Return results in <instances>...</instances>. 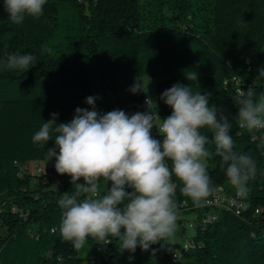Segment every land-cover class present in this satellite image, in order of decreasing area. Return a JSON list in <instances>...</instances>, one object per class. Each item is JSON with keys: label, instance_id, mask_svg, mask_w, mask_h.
Returning a JSON list of instances; mask_svg holds the SVG:
<instances>
[{"label": "trees", "instance_id": "1", "mask_svg": "<svg viewBox=\"0 0 264 264\" xmlns=\"http://www.w3.org/2000/svg\"><path fill=\"white\" fill-rule=\"evenodd\" d=\"M5 50L33 54L37 61L26 72L0 64V264H113L116 240L103 245L89 238L76 250L62 239L58 200L73 191L71 178L57 174L54 158H45L54 140L41 148L32 137L52 113L58 124L70 122L77 107H90L89 96L97 98L102 114L146 111L150 97L166 118L172 110L160 96L175 83L210 93V104L232 125L233 150L248 154L257 171L239 212L216 208L217 217L205 225L199 218L212 208L194 206L173 177L178 215L198 214L196 234L181 258L174 260L170 243L166 249L156 244L148 251L138 247L133 264H264V130L241 129L234 103L249 86L256 99L264 93V77L258 76L264 68V0H47L39 19L26 16L20 25L0 0V60ZM193 72L196 81L186 78ZM144 76L158 78L155 99L130 92ZM201 132L212 136L207 128ZM152 134L162 139L155 128ZM207 147L214 153L213 143ZM33 162L37 174L30 171ZM208 163L214 191L225 190L230 182L220 157ZM182 224L180 219L183 236ZM152 249H159L155 256Z\"/></svg>", "mask_w": 264, "mask_h": 264}, {"label": "clouds", "instance_id": "2", "mask_svg": "<svg viewBox=\"0 0 264 264\" xmlns=\"http://www.w3.org/2000/svg\"><path fill=\"white\" fill-rule=\"evenodd\" d=\"M46 3L3 0V8L8 18L20 25L26 16L39 19ZM241 26L246 23L241 21ZM36 61L33 54L5 50L0 64L8 70L26 72L36 66ZM258 76L264 77V68L258 69ZM186 78L196 81L197 73ZM147 91L138 78L130 88L132 94ZM255 97L254 88L249 86L234 98L239 127L252 133L264 130V93ZM96 99L87 97L85 103L90 107H77L70 122L58 124V113H52L32 137L41 148L54 140L55 146L47 148L45 158L48 162L54 158L57 174L71 178L73 191L64 192L58 200L62 210L58 230L76 250L89 238L103 245L116 240L121 254H134L138 247L148 251L156 244L166 249L178 230L179 202L173 177L194 206H203L214 192L208 173V159L213 155L220 157L219 166L237 196L247 194L256 164L248 154L233 150L232 125L221 109L210 104V93L194 92L191 85L175 83L160 96L172 110L163 119L157 107H151L150 97L145 100L146 111L132 114L119 109L102 114ZM154 128L162 139L153 136ZM205 128L211 131V138L202 134ZM209 143L215 145L214 153L208 149ZM157 251L152 249V255Z\"/></svg>", "mask_w": 264, "mask_h": 264}, {"label": "rangeland", "instance_id": "3", "mask_svg": "<svg viewBox=\"0 0 264 264\" xmlns=\"http://www.w3.org/2000/svg\"><path fill=\"white\" fill-rule=\"evenodd\" d=\"M139 80H141L144 83V87L146 88V91L148 88L147 94L149 96H151L153 99H155L156 95H157L156 84H157L158 78L157 77H151V76H144V77H141ZM149 80H150V83H149ZM208 165H209V163H208ZM36 166H37V164L35 162H33L30 165V171L34 174H37ZM54 187H59V183L57 180L54 181ZM224 191H229V192L232 191L233 192V191H235V188L230 183H228L225 186ZM197 216H198V214L196 212H188V213H184V214H179L178 215V221H177L178 230L175 233L174 237H172L168 243H170L171 245L176 247L178 250H181L183 248V245L185 243H187L189 241V239L192 238L196 234L197 229L195 228V226L191 225V223H194V224L198 223ZM180 219L183 221L182 226L185 228V234L183 236L180 234V227H179V220ZM130 255L134 256V259H132L131 261L129 260ZM135 256H136V252L134 254H131L127 251H124L121 254L118 251V256L115 258L113 264H133V262L135 260Z\"/></svg>", "mask_w": 264, "mask_h": 264}, {"label": "built area", "instance_id": "4", "mask_svg": "<svg viewBox=\"0 0 264 264\" xmlns=\"http://www.w3.org/2000/svg\"><path fill=\"white\" fill-rule=\"evenodd\" d=\"M39 171H42L41 167H39ZM244 198L245 196L244 197L237 196L236 190L233 192L224 191L221 189L214 191L213 194L207 198V203L203 205V207H210L212 208V210L209 213H204L199 218V224L205 225L208 222L214 220L217 217V214L215 213L216 208H227L234 210L235 212H239V210L244 206ZM192 224L193 223H191V225ZM187 247H189V243H185L182 249ZM168 251L173 255V258L174 255L176 257H182L180 253L181 251L178 250L173 245L168 247Z\"/></svg>", "mask_w": 264, "mask_h": 264}, {"label": "bare ground", "instance_id": "5", "mask_svg": "<svg viewBox=\"0 0 264 264\" xmlns=\"http://www.w3.org/2000/svg\"><path fill=\"white\" fill-rule=\"evenodd\" d=\"M178 258H181V257H177V259H178Z\"/></svg>", "mask_w": 264, "mask_h": 264}]
</instances>
